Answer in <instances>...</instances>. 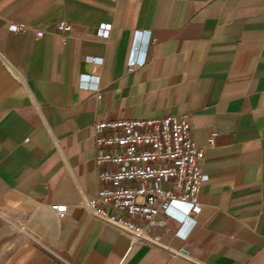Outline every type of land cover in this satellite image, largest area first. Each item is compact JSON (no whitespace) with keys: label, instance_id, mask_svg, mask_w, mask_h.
<instances>
[{"label":"crops","instance_id":"1","mask_svg":"<svg viewBox=\"0 0 264 264\" xmlns=\"http://www.w3.org/2000/svg\"><path fill=\"white\" fill-rule=\"evenodd\" d=\"M184 112L202 209L134 243L83 206L94 124ZM0 216V264H264V0H0Z\"/></svg>","mask_w":264,"mask_h":264},{"label":"built area","instance_id":"2","mask_svg":"<svg viewBox=\"0 0 264 264\" xmlns=\"http://www.w3.org/2000/svg\"><path fill=\"white\" fill-rule=\"evenodd\" d=\"M9 27L25 30L27 25L12 22ZM110 28V24H102L98 32L106 38ZM72 29L70 23L58 25L64 35ZM36 34L41 37L43 31L38 30ZM146 43L144 40L141 58L134 55L138 49L134 44L127 63L128 72L146 62ZM191 121V114L184 112L95 122V162L101 187L95 198L83 203L86 210L129 233L134 243L150 239L149 232L159 215L177 220L181 225L188 219L193 220L203 206L198 195L205 174L204 147L192 139ZM51 206L59 215L67 212L65 203Z\"/></svg>","mask_w":264,"mask_h":264},{"label":"rangeland","instance_id":"3","mask_svg":"<svg viewBox=\"0 0 264 264\" xmlns=\"http://www.w3.org/2000/svg\"><path fill=\"white\" fill-rule=\"evenodd\" d=\"M1 224H3V227H5V224H7L9 226V221L8 220H5V219H2L1 216H0V226H1ZM9 238H10V234L5 235V230H4V239H3V241H4L3 242L4 248H3V254H2V257H3L4 260L6 259L8 253L10 251V250H8V248L5 247L6 246V239H9ZM22 240L23 239L20 236V244H21Z\"/></svg>","mask_w":264,"mask_h":264}]
</instances>
